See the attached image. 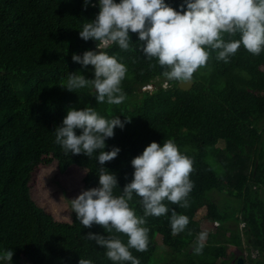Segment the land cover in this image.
Returning a JSON list of instances; mask_svg holds the SVG:
<instances>
[{
    "label": "trees",
    "instance_id": "trees-1",
    "mask_svg": "<svg viewBox=\"0 0 264 264\" xmlns=\"http://www.w3.org/2000/svg\"><path fill=\"white\" fill-rule=\"evenodd\" d=\"M165 3L176 9L182 0ZM82 4L83 0H0V250L12 249L9 264H78L79 258L112 264L104 249L87 240L86 234H115L127 241L125 234L104 232L100 225H80L70 199L65 202L71 221L58 222L35 204L28 190L21 189L33 164L50 156L56 158L59 173L72 166L83 170L85 190L97 186L96 153L91 157L66 154L54 143L53 131L66 111L85 106L106 119L118 116L124 123L123 129L114 128V135L104 141L105 152L120 149L103 164L116 176L114 194L130 182L129 162L150 142L160 144L171 138L193 158L189 206L165 201L169 209L186 215L188 224L173 234L167 215L147 217L148 250L130 249L140 264H238V259L242 264H264V72L260 69L264 52L253 56L241 47L225 63L213 51L206 65L193 74L192 87L181 91L178 82L166 81L155 60H145L134 45L129 50L115 45L101 48L127 67L121 82L126 99L120 104H96L91 86L74 93L63 88L68 74L79 72L85 79L93 78L90 65L82 68L71 60L72 54L82 55L95 47L94 41L79 38L78 31L95 18L98 6L94 0L88 7ZM129 35L136 43L134 33ZM238 38L225 35L226 40ZM146 85H153L155 92L142 91ZM74 132L79 135V130ZM219 142L224 144L222 150L216 147ZM209 154L218 171L207 160ZM218 154L223 155L220 160L215 157ZM241 156L249 160V170L243 173L236 171L244 167ZM214 192L227 195L226 205L211 200ZM203 200L207 201L204 220L218 226L213 233L207 232L203 250L196 254L193 249L201 229L194 217ZM130 206L142 215L135 197ZM239 223H243L244 236ZM157 236L163 247L159 257L155 254ZM243 241L246 256L228 259L227 245L242 253ZM253 252L259 257L251 258ZM0 264L6 262L0 260Z\"/></svg>",
    "mask_w": 264,
    "mask_h": 264
},
{
    "label": "clouds",
    "instance_id": "clouds-1",
    "mask_svg": "<svg viewBox=\"0 0 264 264\" xmlns=\"http://www.w3.org/2000/svg\"><path fill=\"white\" fill-rule=\"evenodd\" d=\"M88 6L90 0H83L82 7ZM129 33L137 34L136 43L130 41ZM225 35L239 38L226 40ZM78 36L84 41H94L97 49L115 45L120 50H129L134 45L145 60L154 59L156 66H162L166 81L190 82L213 51L216 59L225 63L241 47L253 56L264 52V0H182L176 9L165 0H99L95 18L82 24ZM71 60L82 68L90 65L93 78L85 79L79 72L68 74L64 89L74 93L91 86L96 104H120L126 99L121 82L127 67L115 55L87 50L82 55L72 54ZM146 86L142 91H151ZM123 127L118 116L106 119L93 107L69 108L53 131L54 143L66 154L91 157L96 153L100 165L97 186L81 191L71 200L80 225L88 228L97 224L104 232L127 236L126 243L115 234L102 236L89 232L86 239L104 249L112 264H140L130 249L148 250L147 217L167 215L173 234L180 233L188 224V217L169 209L165 201L182 208L189 206L193 158L182 152L171 138L160 144L150 142L130 160L133 169L130 182L118 195L114 194L116 176L103 164L114 159L120 149L112 147L105 152L104 141L114 135V128ZM74 130H79V135ZM134 197L142 215H137L130 206ZM238 227L242 233L243 223ZM207 236V231L198 233L194 253L203 250ZM12 254L11 248L0 250V260L9 264ZM78 264H93V261L79 258Z\"/></svg>",
    "mask_w": 264,
    "mask_h": 264
},
{
    "label": "rangeland",
    "instance_id": "rangeland-1",
    "mask_svg": "<svg viewBox=\"0 0 264 264\" xmlns=\"http://www.w3.org/2000/svg\"><path fill=\"white\" fill-rule=\"evenodd\" d=\"M260 69L264 72V66H262ZM163 86L165 87V85ZM237 87L239 88L240 85L237 84ZM149 89L153 91L154 88L150 87ZM246 89L252 93L256 91L250 88ZM262 145L264 146V140ZM216 147L217 149L222 150L224 148L223 142H219ZM247 153L251 154L252 149H247ZM221 156L223 155H215L217 160H220ZM241 158L244 161V167L242 169H236V171L243 173L249 170V160L246 158V156H241ZM207 160L216 168L217 171L219 170L218 165H216L210 154L208 155ZM220 163L223 164L222 161H220ZM84 173L85 172L83 170L78 169L75 166L70 167L65 173H59L57 169L56 158L54 156L41 157L35 164H33L30 171V176L27 181L22 183L21 189L28 190L35 204L42 208L46 213L51 215L53 219L58 222H70L72 219V213L67 207L65 199L72 200L77 195H79L81 191L85 190L82 183ZM261 196L264 197V192L261 193ZM224 198H227L225 193L214 192L211 194V200L215 203L221 204V206L226 205L223 204ZM206 204L207 201L204 200L198 204V211L195 214L194 220L199 223L201 231L213 233L215 229H213L212 224H209L208 221L204 220L206 214ZM232 207H235V205L233 204ZM244 232L245 229L242 230L241 236H244ZM242 247L243 251L241 253L240 250L236 249L234 246L227 245L226 256L228 259L234 260L235 257L239 255L244 258L246 256L245 250L247 249V245H245L244 241L242 242ZM155 252L156 257H159L163 252L160 236L156 237ZM255 257H259L256 252L252 254V258Z\"/></svg>",
    "mask_w": 264,
    "mask_h": 264
},
{
    "label": "water",
    "instance_id": "water-1",
    "mask_svg": "<svg viewBox=\"0 0 264 264\" xmlns=\"http://www.w3.org/2000/svg\"><path fill=\"white\" fill-rule=\"evenodd\" d=\"M94 2L98 6L99 0H94ZM134 35L137 37V34L136 33H134ZM87 50H92V51H94L96 53H98L100 51V49H97L94 46L88 48ZM87 50H85V51H87ZM85 51H82L81 54H83V52H85ZM161 67L162 66L157 65V70H158V73L159 74H162L161 72H162L163 69ZM192 84H193V82L191 80L190 82H183V83L178 82L177 86H178L179 90H181V91H188L192 87ZM159 88H161V87L158 86L157 89H159ZM152 92H155V90H153ZM237 263L238 264H242V260L241 259H238Z\"/></svg>",
    "mask_w": 264,
    "mask_h": 264
},
{
    "label": "built area",
    "instance_id": "built-area-1",
    "mask_svg": "<svg viewBox=\"0 0 264 264\" xmlns=\"http://www.w3.org/2000/svg\"><path fill=\"white\" fill-rule=\"evenodd\" d=\"M150 87H151V86H146V88H148V89H149ZM217 226H218V223L214 222V223H213V227H214L213 229H215Z\"/></svg>",
    "mask_w": 264,
    "mask_h": 264
}]
</instances>
